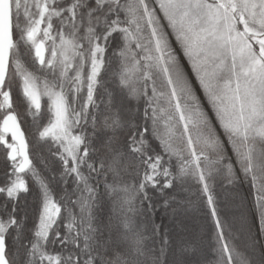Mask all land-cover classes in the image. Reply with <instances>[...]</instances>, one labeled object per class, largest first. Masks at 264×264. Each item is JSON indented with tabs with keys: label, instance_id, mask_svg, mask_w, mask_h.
Instances as JSON below:
<instances>
[{
	"label": "snow or ice",
	"instance_id": "6c2138e0",
	"mask_svg": "<svg viewBox=\"0 0 264 264\" xmlns=\"http://www.w3.org/2000/svg\"><path fill=\"white\" fill-rule=\"evenodd\" d=\"M0 264H264V0H0Z\"/></svg>",
	"mask_w": 264,
	"mask_h": 264
}]
</instances>
